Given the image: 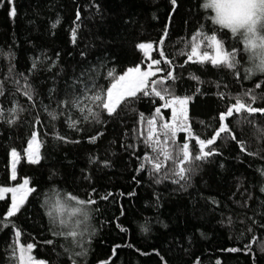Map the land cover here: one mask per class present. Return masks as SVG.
<instances>
[{"label":"trees","instance_id":"16d2710c","mask_svg":"<svg viewBox=\"0 0 264 264\" xmlns=\"http://www.w3.org/2000/svg\"><path fill=\"white\" fill-rule=\"evenodd\" d=\"M204 2L177 0L174 6L171 0H0V187H17L28 179L35 189L12 217H7L11 197L0 200V264H16L17 230L19 242L33 244L35 258L47 264H264V114L234 113L228 122L236 140L218 139L212 145L218 154L186 164L191 171L180 179L168 171L171 162L161 173H151L147 164L140 169L145 154L155 155L144 143L147 125L141 126L140 114L147 120L160 107L163 118L171 120V110L158 97L141 96L111 116L85 101L100 113L98 121L90 115L84 121V113L61 104L91 95L93 82L107 88L109 69L118 75L136 66L146 70L151 61L138 45L152 43L151 56L161 59L164 69L152 79L174 72L175 81L164 87L176 96L191 97L189 123L201 139L211 138L220 114L236 97L251 103L246 92L256 96L253 107L264 108V74L247 78L249 55L243 44L212 23L214 13ZM13 6L15 16L10 15ZM165 30L163 51L171 65L155 50ZM200 30L239 50V76L226 67L187 61L182 53L189 51L190 37ZM25 84L30 85L31 100L24 94ZM13 108L15 115L8 111ZM69 118L81 123L70 127ZM34 133L40 142L39 163H29L25 152ZM187 135L177 133L176 143L185 142ZM91 137H98L95 143ZM111 145L122 182L99 194H80L93 187L86 178L93 179L98 170L94 155ZM13 149L20 153L15 180L10 171ZM191 151L197 154L195 140ZM67 194L96 201L80 220V228L86 229L83 237L53 235L61 229L51 223L48 212L67 221L73 207H80L67 201ZM58 201L65 205L63 211H56ZM232 248L240 251H227ZM84 250L86 255H76Z\"/></svg>","mask_w":264,"mask_h":264},{"label":"snow or ice","instance_id":"6c2138e0","mask_svg":"<svg viewBox=\"0 0 264 264\" xmlns=\"http://www.w3.org/2000/svg\"><path fill=\"white\" fill-rule=\"evenodd\" d=\"M11 2L12 0H9V3ZM176 2L177 0H171L174 6ZM202 6L214 13L211 17V21L214 25H217L222 30H229L232 36L243 44V49L248 53L249 59L252 62V67L244 69L247 78H250L257 72L264 73V0H205ZM173 11H175V8H173ZM10 15H16L14 6L11 7ZM79 19L80 14L78 12L77 20ZM59 23L60 21L57 20L52 27L55 28ZM76 35V29H73L71 33L73 43L76 42ZM167 35V30H165L163 38L159 41L158 47L155 50L158 51L160 57L164 58L163 62L165 64L171 65L172 61L167 59L163 51V44ZM138 47L142 50L144 56L151 61L148 63L146 70H142L140 66H136L128 68L123 74L118 75L114 68L109 69L106 73L110 81L107 88L102 86L97 88V85L93 82L92 88H96L97 90L92 91V88L88 89V91L92 93L91 95H84L83 98L77 97L70 101L64 100L61 101V104L64 107L71 105L81 113H84L82 117L84 121L89 119V115L98 121L100 113L88 107L85 101H90L96 108L107 112L109 116L115 115L121 105L126 106L129 103L139 100L141 96H155L164 101L162 107L171 109L170 121L163 118L160 107H157L155 109V115L147 120H145L143 114H140L141 126L143 127L144 124L147 125V135L144 136V143L151 149L152 153L155 154H145L143 157L144 163L140 166L141 170H144V166L147 164L151 166V173H161L168 168V163L171 162L173 166L171 169H168V171H171L173 175L180 179H185L187 173L191 171L190 167H185L186 164L190 165L193 160H206L208 157L218 154L216 149L212 147L218 139L230 138L236 140V136L228 122L229 118H231L234 113L239 114L245 112L249 115L255 113L264 114V108L252 106L256 101V96L253 95L251 91L246 92L244 96L249 97L251 103H246L240 97H236L235 102L232 103L225 112L220 114L219 120L221 123L211 138L201 139L199 135L192 132L189 123L187 106L191 97L176 96L170 92L168 88L164 87L168 80L175 81L176 77L174 72L169 70L167 75L161 76L159 79H152L156 77L158 73L164 72V69L159 67L162 61L161 59L152 58L151 52L154 50V45L152 43H141ZM238 51L239 50L236 48H226L223 40L218 38L216 34H208L200 30L190 37L189 51L182 54L187 56V61L189 62L202 65L210 63L213 67L217 68L226 67L233 70L235 75L239 76ZM35 67L36 64L34 62L33 68ZM193 79L198 80L199 78L194 76ZM24 87L26 89L24 94L31 100L32 93L28 90L30 89V85L25 84ZM255 87L260 88L261 84L257 83ZM3 94V83L0 82V96ZM8 111L15 115L17 109L13 108ZM49 115L52 119L58 118L56 113H49ZM3 116L4 109L0 107V118H3ZM69 119L70 127L76 128L77 125L81 123V120ZM158 121H160L159 124ZM7 122L15 123V119H9ZM179 132H187L188 134L185 142L182 144L176 143L177 133ZM140 134L143 136V131H141ZM100 135H103V133H100ZM161 137L164 139L161 140ZM57 138L61 140L65 139L59 136ZM97 138L98 137H91L90 142L95 143ZM192 140H195L197 146V154L195 156H193L191 151ZM238 143H240L242 151L246 150V146L243 142ZM39 147L40 142L38 140V133H34L25 150L29 163L40 162ZM249 154L251 155L252 153ZM11 155L13 158L11 178L15 180L17 178L16 165L20 159V153L13 149ZM165 178H167V172H165ZM159 182L160 181L157 180V183ZM175 182L178 183L179 180ZM34 191V188L29 187L28 179H24L17 187H0V200L5 198V194L11 193V208L7 212V217L16 215L27 201L29 194ZM261 191H264V189H261ZM108 195H111V193ZM129 195H134V193H130ZM107 198L108 196L102 197V199ZM67 201L80 206L73 207V217L79 214L84 218L88 216V212L85 210L86 207L96 203L95 200H81L71 194H67ZM54 207L56 211L59 212L63 211L65 205L58 201ZM48 215L51 219V223L58 225L59 229H61L54 231L53 235L72 238L84 236V231H86V229L80 228L81 221L73 220L72 224L75 226L70 227L69 222L66 221L63 216L58 217L54 211H49ZM64 229H67V231H64ZM121 230L126 231V229L123 228H121ZM15 235L17 240L14 244L13 251L16 253V264H46L45 261H37L33 257V244L23 245L19 242V237L21 235L19 230H17ZM47 243H52V241H47ZM76 243L79 247H83L80 240H77ZM246 247L250 250L251 244ZM227 251L238 252L240 249L232 248L227 249ZM76 255H86V250L76 253ZM73 264H75V261H73ZM105 264H107V262H105Z\"/></svg>","mask_w":264,"mask_h":264},{"label":"rangeland","instance_id":"374dc122","mask_svg":"<svg viewBox=\"0 0 264 264\" xmlns=\"http://www.w3.org/2000/svg\"><path fill=\"white\" fill-rule=\"evenodd\" d=\"M249 67H252V62L250 61V59L248 60V64H247V68H249ZM257 74H264V73L257 72L254 75H257ZM254 75H252V76H254ZM187 107H188V117H189V103H188ZM39 154H40V148H39ZM40 157H41V154H40ZM94 159L96 162H98V170L96 172V175L91 180H90V178H86V180L91 181V184L93 185V187L88 189V190L87 189L84 190L83 193L78 192L84 196L85 195L99 194L101 192L108 190V188H111L112 186H114V184H119V181L122 182V180H120L118 178V176H116L117 172H116L115 149L112 145L107 147L106 149L100 151V152H97L94 155ZM12 162H13V158L11 155L10 156V171H11V173H12ZM115 180H117V182H115ZM105 184H106V186H105ZM108 185H110V186H108ZM100 186L103 188V190H102V188L100 190ZM103 186H105V187H103ZM29 187H30V181H29ZM8 196L11 197V193L5 194V198H7ZM72 212H73V210H72ZM72 212H70V214L68 215L67 221H71V220L72 221L73 220L80 221L83 218V216H81L79 214H77L75 217H73ZM32 255L35 258L33 253H32ZM15 256H16V254H15ZM35 259L37 261H40V259H37V258H35ZM42 261H44V260H42Z\"/></svg>","mask_w":264,"mask_h":264}]
</instances>
